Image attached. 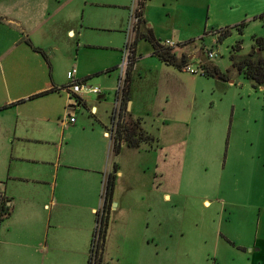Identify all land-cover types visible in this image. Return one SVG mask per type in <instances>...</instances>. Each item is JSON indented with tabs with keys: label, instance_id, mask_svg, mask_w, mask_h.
<instances>
[{
	"label": "crops",
	"instance_id": "1",
	"mask_svg": "<svg viewBox=\"0 0 264 264\" xmlns=\"http://www.w3.org/2000/svg\"><path fill=\"white\" fill-rule=\"evenodd\" d=\"M68 1L0 0V197L10 207L7 216H0V264H88L103 206L107 211V224L100 263L144 264L146 243L159 242L157 234L146 237L145 227L150 226L151 220L160 234L162 229H167L166 222H172L174 218L176 223L174 209L184 206L187 198L201 197L203 205L210 202L204 197L205 193L197 191L199 185L202 186V177H196V188L188 186V134L183 137L185 141L181 148L170 140L169 131L158 129L156 137L151 135L156 147H151L143 163L139 147H128L122 142L119 153H113V141L106 132L112 122L120 76L118 58H121L122 49L115 47L111 49L113 54L107 56L90 54L92 65L88 69H82L79 64L76 66L77 58L67 65L71 58L67 56V49L73 40L75 52L79 45L86 49L98 48L79 44L75 15L80 7L77 4L70 6ZM193 2L198 8L207 9V19L211 7L218 5L219 11L223 12L221 5L214 6L212 0H143L139 25L140 31L150 30L160 42L180 43L174 47V52L177 49V56L185 54L188 63L194 61L195 53L189 50L190 43L181 44L193 39H185V30L173 24L158 26L155 20L175 15ZM87 5L86 0L84 12ZM100 5L106 4L95 2L91 7H102ZM107 6L126 11L121 15L124 24L130 10L127 1ZM93 16L95 24H102L96 29L111 31L118 28V14L114 12L100 13L98 20L94 10L89 19ZM80 23L77 25L81 30L83 23ZM132 38H136V30ZM141 40L149 48L138 52L139 43L135 42L136 60L132 66L127 102L131 116L157 115L161 124L168 122L172 126L189 122L196 115L203 116L201 93L197 92L202 84L199 78L163 63L153 55L150 44ZM33 47L43 50L48 62ZM145 58L154 59L155 62L150 60L153 66L143 62ZM63 59H66L65 69L60 71ZM94 63L100 65L94 66ZM72 66L76 67L78 79L99 88V84L103 86L97 95L103 90H113L108 123L98 116L101 101H91L88 93L81 92L76 97H68L61 90L67 85L66 72ZM110 68L112 70L108 71ZM226 81L230 87L236 84L233 77ZM259 90L263 91L260 87ZM35 94L40 95L32 97ZM79 109L88 111L97 126L80 127L75 116ZM230 112L232 118L236 112L234 104ZM69 116L75 118L74 122L68 120ZM261 130L259 139L260 136L264 138V111ZM224 151L218 144L216 157L212 156V159L223 160L224 168L226 163L235 164L231 177L233 198L242 195L252 200L260 196L264 199V189H261L264 183L258 180L254 168L259 161L262 166L260 179L263 178L264 139L253 147L251 144L233 147L229 157L228 146ZM197 159L199 163L202 160ZM247 162L253 163L252 169ZM113 163L117 168L108 208L106 203L104 205V190ZM149 165L153 170V181L147 183L145 174ZM202 169L207 171L205 165ZM223 177L218 174L213 179L217 193L229 191L228 178L224 182ZM242 182H246L243 189ZM221 200L226 201L224 197ZM237 201L221 203L224 206L221 213L230 218L236 211L250 207ZM262 206L258 207V220ZM166 232L171 236V230ZM221 237L229 242L224 235ZM254 237L248 243L250 250L254 251L256 247V250L264 251V230L256 226ZM238 248L245 249L243 245ZM257 263L261 264V261L258 259Z\"/></svg>",
	"mask_w": 264,
	"mask_h": 264
},
{
	"label": "rangeland",
	"instance_id": "2",
	"mask_svg": "<svg viewBox=\"0 0 264 264\" xmlns=\"http://www.w3.org/2000/svg\"><path fill=\"white\" fill-rule=\"evenodd\" d=\"M60 1L64 2L65 0ZM85 1L69 0L67 2L70 6L77 4L80 7V11L78 8L75 15L76 33L78 35L76 37L79 38V44L85 43L98 46V48L86 49L79 45L77 52H75L74 40L69 45L67 56H71V58L68 59L67 65L71 60L73 62L77 58L75 65L78 66L79 64L82 69H88L92 65L89 59L90 54H95V56L111 55L113 54L111 49L119 47L123 50L126 41H133V32L130 30L128 20L129 15L126 14V18L123 20L124 24H122L121 15L125 10L107 5L118 1H127L130 9L134 0H87L88 5L84 12L83 5ZM95 2L106 5H100L102 7L93 9L91 5ZM211 3L214 6L219 3L223 8V12L219 11L218 5L217 8L211 7L210 15H208L210 17L207 19V9L205 7L198 8L193 2L192 4L188 3L181 12L175 15H165L155 20L156 25L168 26L173 24L179 27L180 30H185V39L194 40L189 44V50L195 53L192 62L194 68L198 67L197 63L199 61H207L217 67L221 73L226 74L227 77L236 79V84H231L232 87H230L226 80L205 76L201 73L194 74L202 83L197 88V92L201 93L203 116H193L189 122L177 126H172L168 122L165 125L161 124V120L157 115L141 118L142 128L147 134L156 137L158 129L169 131L168 137L171 141H174L176 147L181 146L182 148L185 141L183 137L185 134L189 135L187 138L185 137L188 140L190 139L187 150V166L189 167L187 178L190 180L188 186L190 185V189L196 188V177H202L200 178L203 181L202 186L199 183L197 191L205 193L204 197L210 202L208 205H203L201 197L187 198L184 206H178L174 209L176 223H174V218L172 222H166L167 229H162L160 234L158 231L156 232V226L151 220L150 226L145 227L148 235L146 237L157 234V236L159 235V242L157 244L155 242L153 244L151 241L148 244L146 243L144 264H258V259L261 264H264V251L261 249L256 250V247L252 251L248 244L255 238L256 226L264 230V199L260 196L252 200L244 198L242 195L233 198V180L231 177L235 170V164L226 163L224 168L223 160L214 161L212 159V156L216 157L218 144L222 152L227 146L229 147V157L233 154V147L250 146V144L253 147L257 144L260 145L264 139L261 136L259 139L260 133L262 134L264 92L259 90V87H256L253 82L246 79L244 74H238L232 65L231 58L233 57L234 60V58L246 57L253 50L256 52L253 58L259 57L260 53L257 52L255 41L257 38L260 39L264 50V18L259 17L264 14V0H212ZM94 10L97 13L98 20L101 18L100 13L114 12L118 14L119 19L117 18L116 23L118 28L111 31L96 29L95 27L102 24H95L93 21L94 16L93 19H89ZM254 14L256 15L254 16ZM79 22L83 23L81 30L77 25ZM241 22H244V25L238 27ZM222 28H228L229 33L218 41L216 31ZM138 43V52H143L146 48H149V45L142 40H138ZM174 44L172 48L180 43L174 42ZM237 46H239V49H237ZM178 51L176 49L175 52ZM208 51H213L216 55L208 59ZM261 54L263 55L264 51H261ZM65 60L61 61L60 71L63 67L65 69ZM118 60L120 66L122 54ZM150 60L155 62L154 59L148 58H145L143 62L153 66ZM95 65L100 64L94 63ZM99 86L100 89L103 88L101 84ZM81 93L84 94V92ZM113 96L112 89L103 90L101 95H88L91 101L102 102L98 116L103 119L104 123H108L109 103L112 101ZM103 99L106 100L103 101ZM233 104L236 112L231 118L230 109ZM75 116L80 127L89 129L92 128L91 124L97 126V122L93 121L90 113L85 109H79ZM152 146L156 147L154 141L152 143L142 141L139 144L142 163L148 158L147 152L150 151ZM197 158L202 159L200 163ZM149 162L151 163V160ZM247 164H249V169H252L253 163L247 162ZM203 165L207 168L206 172L202 169ZM260 166L259 161H257L254 168L258 180L264 183V177L260 179L259 171L262 167ZM218 174L224 176V182L228 178L230 183L228 193L222 194L215 191L217 186H215L216 182H213V179H216ZM145 178L147 183L153 181V170L150 165ZM245 183L242 182L241 189L245 188ZM261 189H264V185ZM192 192H195V190ZM223 197L226 200L224 202L221 200ZM236 199L237 202L248 204L250 207H247V210L236 211L235 216H230V218L221 213V209L224 208L221 203H228V201ZM177 203L179 202L177 201ZM260 205L263 206L258 220V207ZM225 208H227V204ZM148 222L146 220V223ZM168 229L171 230V236L166 232ZM221 235L229 239V242L224 240ZM240 245H243L245 249H239L238 246Z\"/></svg>",
	"mask_w": 264,
	"mask_h": 264
},
{
	"label": "trees",
	"instance_id": "3",
	"mask_svg": "<svg viewBox=\"0 0 264 264\" xmlns=\"http://www.w3.org/2000/svg\"><path fill=\"white\" fill-rule=\"evenodd\" d=\"M140 5L143 8V0H140ZM142 14V11H141ZM260 18H264V14H261L259 16ZM142 16H140V20L136 26V38L132 41V56L130 57V60L128 62V65L125 70L124 78H123V86L119 93V114H118V122L116 123L115 131L112 136L113 141V153L117 154L120 150V144L122 142L125 143L126 146L137 148L139 147V144L143 142L152 143L154 141L153 137L149 134H147L141 125V118H134L131 116V114L127 111V102L129 100V91H130V84H131V71L132 66L136 60L135 55V42H137L139 39L146 40L151 48L152 53L155 55L160 61L167 65H171L178 70H181V67L188 63V58L185 54H181L180 56H177L174 52V48L168 47L163 45L158 39H156L152 32L150 30H146L144 32L139 30V25L141 23ZM244 25V22H241L238 24V27H242ZM218 33L217 39L218 41L222 40L224 37L227 36L229 33L228 28H222L216 31ZM257 43V50L258 53H260V56L257 58H253L254 55H256L255 51L253 50L250 52L246 57H242L239 59L233 60L232 58V65L238 72V74H244V77L251 82L254 83L256 87L262 88L264 91V54H261V51L263 50V47L261 45L260 39L255 40ZM193 40H188L187 42H184L181 44V46L187 45L189 43H192ZM178 45V44H177ZM179 46V45H178ZM34 50L38 51L44 59L48 62L47 55L45 52L39 48L33 47ZM237 49H239V46H237ZM200 65L203 69L202 75L209 76V77H217L222 80H227L228 77L226 74L221 73L217 67L211 65L207 61L203 62L200 61ZM112 70L110 68L108 71ZM107 71V72H108ZM45 93V92H43ZM40 93V94H43ZM40 94H35L32 97L38 96ZM113 112V111H112ZM117 165L116 163H113L112 165V172L109 173L106 184H105V190H104V198L105 203L108 205L111 202L112 193L114 189V179H115V172H116ZM107 208V209H108ZM103 214L102 216L98 217L97 220V230L95 232L97 233V242L95 243L96 246H91V261L89 260V263L92 264H101V253L103 250V241H104V235L106 230V224H107V211L106 208L102 207ZM10 213V207L7 204L6 200L0 197V216L5 217Z\"/></svg>",
	"mask_w": 264,
	"mask_h": 264
},
{
	"label": "built area",
	"instance_id": "4",
	"mask_svg": "<svg viewBox=\"0 0 264 264\" xmlns=\"http://www.w3.org/2000/svg\"><path fill=\"white\" fill-rule=\"evenodd\" d=\"M141 11H142V6L140 5V0H134L133 4L129 10V25H130V30L134 32L136 30V26L140 20L141 16ZM163 45L168 46V47H173L175 44L170 41L166 40L164 42H161ZM132 41L128 40L126 41L124 48L122 50V62L121 65L119 66L120 70V76L117 84V90H116V97L114 99V107H113V112H112V122L111 126L107 130L106 134L112 139V136L115 131L116 123L118 122V110H119V93L122 89L123 86V78L125 74L126 67L128 65V62L130 60V57L132 56ZM216 54L213 51H208L207 52V58L211 59L215 56ZM198 67L194 68L192 63H186L181 67V70L188 73V74H197V73H203V69L198 62ZM66 79H67V85L64 88H61V90L65 91L68 97H76V95L80 92L88 93V94H100L101 89L98 86H94L86 82L85 80L78 79L76 77V67L72 66L67 72H66ZM68 120L70 122H74L75 118L73 116H69ZM97 230V228H96ZM97 233L95 232L93 242H92V247L96 246L97 242ZM91 261V258H90ZM92 264V263H90Z\"/></svg>",
	"mask_w": 264,
	"mask_h": 264
},
{
	"label": "water",
	"instance_id": "5",
	"mask_svg": "<svg viewBox=\"0 0 264 264\" xmlns=\"http://www.w3.org/2000/svg\"><path fill=\"white\" fill-rule=\"evenodd\" d=\"M259 50H257V52H258ZM127 108H128V104H127Z\"/></svg>",
	"mask_w": 264,
	"mask_h": 264
}]
</instances>
